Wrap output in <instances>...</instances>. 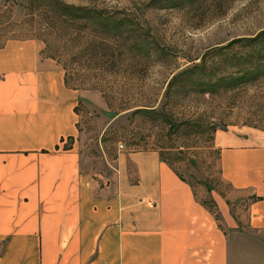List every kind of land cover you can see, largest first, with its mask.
I'll use <instances>...</instances> for the list:
<instances>
[{"label": "crops", "instance_id": "0c3cea01", "mask_svg": "<svg viewBox=\"0 0 264 264\" xmlns=\"http://www.w3.org/2000/svg\"><path fill=\"white\" fill-rule=\"evenodd\" d=\"M78 105L35 40L0 45V264H264L260 133L216 134L235 204L210 190L213 211L153 149L117 151L108 176L82 171L63 146Z\"/></svg>", "mask_w": 264, "mask_h": 264}, {"label": "rangeland", "instance_id": "374dc122", "mask_svg": "<svg viewBox=\"0 0 264 264\" xmlns=\"http://www.w3.org/2000/svg\"><path fill=\"white\" fill-rule=\"evenodd\" d=\"M9 39L35 40L78 91L63 146L82 171L108 176L117 151L153 149L207 208L210 190L235 204L215 136L264 137V0H0Z\"/></svg>", "mask_w": 264, "mask_h": 264}, {"label": "trees", "instance_id": "16d2710c", "mask_svg": "<svg viewBox=\"0 0 264 264\" xmlns=\"http://www.w3.org/2000/svg\"><path fill=\"white\" fill-rule=\"evenodd\" d=\"M57 15V17H58V20H59V22L62 24L61 25V27L64 29V27H66V22H67V20H66V15H64V14H56ZM64 26V27H63ZM140 112V111H139ZM211 210H213V211H215V209H214V205H213V207L211 208ZM215 217L218 219V216L217 215H215Z\"/></svg>", "mask_w": 264, "mask_h": 264}, {"label": "built area", "instance_id": "2783aa9c", "mask_svg": "<svg viewBox=\"0 0 264 264\" xmlns=\"http://www.w3.org/2000/svg\"><path fill=\"white\" fill-rule=\"evenodd\" d=\"M118 148H122V146H121V145H119V146H118Z\"/></svg>", "mask_w": 264, "mask_h": 264}]
</instances>
